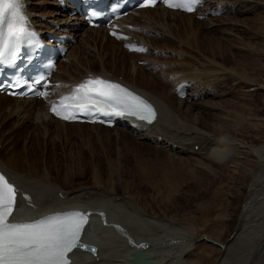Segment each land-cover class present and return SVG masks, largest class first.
I'll return each instance as SVG.
<instances>
[{"label": "bare ground", "instance_id": "obj_1", "mask_svg": "<svg viewBox=\"0 0 264 264\" xmlns=\"http://www.w3.org/2000/svg\"><path fill=\"white\" fill-rule=\"evenodd\" d=\"M22 4L24 10L29 15V18L33 26L41 33H44L46 31L58 32V30L60 29L62 32L71 34L76 38V44L70 46V49L67 51L63 61L61 62V64L63 63L65 67H62V65L61 66L58 65L59 72H61L62 74L58 75V68L53 73V80H52L53 86L50 88L51 92H54L55 95L59 96L64 92L71 91V88L79 81H81L83 78H85L88 74H93V75L105 74L106 76L112 79H117L122 81L132 89L142 94L145 98L150 100L156 106L158 110V115L152 123H145V122L133 120L131 118H126L123 119L122 121H119L118 124L115 125L112 128V130H110L109 128L98 124L63 122L50 116L47 113V106L40 105L36 108L35 107L36 105L34 104V101H37L36 99L11 98L6 95L0 94V109L2 111L4 110L8 111L6 113L7 118L16 117L13 121V126L9 127L10 129L9 130L7 129L8 131H6L5 133L6 135L4 140V145H5L4 150H6V153L4 158H0V173H3L5 177L8 179V181L12 183L17 189V197H16L17 205L14 209L13 216L10 217V220L19 221V222H33L43 218L44 216L51 214L67 213L72 210H79V209H83V210L90 209L91 214L89 216V219L90 220L94 219L95 222L93 224L88 225L82 237L80 238V241L94 245L96 247V253L92 255L88 252H84L80 250L77 252L75 251V249H73L72 253H70L69 256L71 260L70 264H127L128 259L138 249L146 250L149 253V258L160 264H199L200 259L196 250L197 244H195L196 242L194 243L193 241L194 236L192 235L193 234L192 230L182 225L184 222L179 223L169 218H158L159 216L157 217V215L156 216L149 215L139 206V204H137L135 201L131 200L130 198V196L132 195L129 192L130 189L128 183H133L134 186L142 183H162L165 185V187H168L169 184L173 182V185H171L173 187L174 181L179 182L180 180L179 175L177 176L179 180H176L177 177L174 176V172L176 171L177 168H179L180 165L177 168L172 166V168L175 169L174 171L172 170V168L171 169L169 168L171 167L169 166V164L168 166L164 167L165 164L163 165L161 162H157V163H161L160 164L161 166H159V168L157 167L159 169L158 171L152 169L151 166H150L151 169L145 168L143 164H141V162L138 164V162L136 161L137 159L136 157L133 158L129 156V158H133V159L136 158L135 159L136 163L133 160L135 164L134 166H132L133 168H131L132 170H134L132 171L130 167L126 165L128 163L125 162V157L128 156L125 155L124 157L123 156L124 154L123 155L119 154L120 155L119 159L122 158V160L120 161L117 160L119 162L116 163V161L114 162V160L111 159V157H109L108 159L110 160H107V163L105 162L106 163L105 172H104L105 178L101 174L102 172L100 168L101 166L98 160H94L95 157H97L96 155H94L95 149H93L92 152L91 146L88 147L91 140L94 139L96 142H98L101 138L103 140L104 139L107 140L109 138V134L107 133L108 130L114 132V136L115 134L117 135L119 131H121V133L128 131L137 140L140 141L147 140V142L153 144L159 143L162 146L164 144L166 147L167 145H169V147L167 148H170V150L173 148L175 149L180 148L181 150L187 152V155L189 154L193 155L194 157L192 158L191 163L194 164L196 163L198 168L208 172L209 174L211 173L210 176H212V174L219 175L220 172L218 170L219 166H221L223 169L225 168L226 170H229L231 176H234V179L232 178L234 180V184L232 183L233 189L230 191V193L233 197H237L239 194L241 197V204L239 205V211L242 213L239 217V220H237L238 224L237 225L235 224L236 227L232 229L233 232L231 231L232 233V234L230 233L231 235L230 234L226 235L225 239L224 237L222 238L224 240L221 241L217 238H212L206 235V236H202L204 237L203 239L204 241L202 243L208 242L216 246L218 249H220L219 257L217 258V260H215L213 263L210 264H264V137L263 138L260 137L259 139V137H257L256 134L252 133L258 138L257 139L255 137L257 140L255 138L252 140L248 139L249 143L242 142L243 140H237L235 137H232L233 135L231 136L232 132L230 133L227 129L224 130V128L227 126L224 125L225 127H223L222 124L223 119L222 121L219 122L217 121L219 118H217L216 120L217 122H215L214 121L215 119H213L212 124L209 123L210 125H212V127L209 126L210 127L209 130H204L205 128L202 125H200L201 129H197L196 127L192 126L191 127L192 130L190 132H192V134L194 135L188 138L190 142H188L189 140L186 141L187 139L185 140L189 144L183 142L184 140L181 142H179L180 140L177 141V139L175 138H177L178 136L172 133V130H175L176 132H180V133L181 131L179 130L177 131L176 130L177 128L175 129L173 123L170 122L171 117L169 119V116L166 115L168 114L166 112H168L169 108L165 102H163L160 98H158L159 96L156 97L148 93L147 91L139 89L135 85L130 84L129 81L130 79L128 80L125 79L124 77L118 76V74L121 75L120 73L112 74L105 71L104 63L106 61L104 60L105 56L102 54L100 57L98 56L99 58L95 57L98 58V61L101 64L100 70L95 72L91 71L89 69L90 66H88V62L86 61L87 57L81 53V50L85 54L87 53L86 47L89 42H92L91 43L92 45L94 41L96 43V41L107 39V41L110 40L115 44L113 47L115 48L116 45L118 46L121 45L122 42L125 40L116 41L114 38L109 37L106 31H104L100 27L91 28V27L81 26L76 30H73L72 26L77 23V20H74L75 17L67 15L65 11H62L57 6L56 2H53L51 0H22ZM218 9L224 10V12L218 17L215 16L216 18L211 17L210 13ZM258 11L261 12L260 15L264 13V0H201L199 6L196 8V11L193 13H184L175 10H165L159 6H154L152 8L138 9L135 10L133 13L127 14L125 17H122L120 20H118V26L121 27V30L124 33L129 35V38L127 40L137 41L147 46V51L144 53V55L142 54L143 57L140 58L142 60L143 59L149 60L152 56V54L150 56L151 51L157 50L159 54L161 52H164L162 51L163 49H161L164 43L159 44L158 42H156L157 40L155 41L154 37H150L151 35L149 36L148 33L157 34V35L159 34L160 36H163L164 38H167L169 40L168 36L174 34L171 31L172 27H174V30H178L179 28H181L183 30L189 31L190 28H192L191 25H196L198 23H199L198 25H201L200 23H203L206 24V26H209L215 24L216 19H218L221 24H226L227 26L228 25L236 26L239 25L240 23L241 24L245 23V21L244 22L242 21L238 24V21L240 19L235 18L234 15L236 13L240 12L245 14L246 12H252L253 15V13L255 12L257 13ZM259 12L256 15L257 17L259 15ZM134 14H137V17H135ZM201 15L204 16L202 19L195 18L196 16H201ZM243 19L248 21L249 18L248 19L243 18ZM263 21L264 18L262 22ZM80 23L82 24V22ZM241 24L240 26H243ZM170 37L172 38V36ZM180 38L182 37L180 36ZM100 42L102 43V41ZM105 43L106 42L102 43V45L103 44L105 45ZM95 45L92 46L95 47ZM106 45L108 44L106 43ZM177 45L178 44H176V46ZM91 47L89 46V48ZM170 48H172V46L169 47L168 49ZM174 48L176 49L175 46ZM93 49L95 50V48ZM164 49H166V47H164ZM94 50H92L91 48L90 52L91 51L93 52ZM96 51H94L95 54ZM112 52L113 51H111V53ZM125 52L129 53L126 50ZM130 54L132 55L135 53L132 52ZM136 67L137 66H135V68ZM235 68L236 67H234L233 70L231 67L233 72L232 71L230 72V70L228 69L230 73L228 72L226 73L224 71L219 73H222L221 75H223V77H228L229 75H231L233 80L236 81L238 80V84L242 86L240 88H243L245 92L249 91L252 83L250 84L249 82L251 81L246 78L247 74L245 75L246 77L244 78L243 76H240L241 75L240 71L242 73L243 70H239L237 68L239 70V75H238L237 72L235 71ZM234 71L236 72V74H234ZM244 74L245 72L242 75ZM178 77L180 79L175 81V85L178 82L188 81V80L186 81L184 77L181 78L179 75ZM214 77L216 76L214 75ZM143 80L145 81L146 79ZM206 89L201 88L198 91L196 90L197 92L195 93L191 92V94H187L186 98L187 97L192 98L194 95H202L205 91H208ZM162 98L164 99V97ZM173 115L175 114H172V118ZM225 117L226 119L229 118V117L227 118V116ZM177 119L175 117L173 121ZM33 121H36V125L32 124ZM193 121L195 122V120ZM225 122L224 124H226ZM23 123L24 126L26 125L25 127L27 128L22 130L25 134L24 135L25 140L23 142L24 146H22L20 152V150L15 148L16 146L13 147V143L11 142V135L15 133L17 130L19 129L21 130ZM206 123H204V125ZM122 124H124L123 128H121ZM183 124L182 126L184 127ZM191 124H189V126ZM179 125L181 126V124ZM70 127H73V129H71ZM179 128L180 127H178V129ZM255 128L257 130V127ZM260 128L261 127H259L258 129ZM101 129L103 131L105 129L106 133L103 132L102 134V132L100 131ZM236 130L233 129V134L234 131ZM239 130L242 131L241 129ZM260 130L261 133H263L262 131L264 129L263 130L260 129ZM73 133H75L79 142L78 143L74 142L71 145L74 147V149L76 147V149L82 148L83 150L84 147H87L90 153H92L94 168H92L90 171L91 177L89 176L90 179L87 182L88 184L66 186L67 183H72L74 180H77L79 178L82 179L85 173V169L84 168H79V170L76 169V167H78L76 165L79 164L80 161L79 163L78 161L75 160H71L68 162L66 159H64V163H62L64 164V166L61 171L59 170V167H56L58 165L56 166L54 165L55 166L54 172H50L49 168L51 167V162L48 161L49 159L43 160L44 158H40L37 155L30 153L29 150H27L30 148H28V144H26L28 141V139L26 138V134H29L30 139L32 137V134L36 135L35 138L39 136L41 137L42 141L44 139H50L53 137L54 139L62 138L66 141L67 144L68 139H70L71 134ZM252 134L249 135L252 136ZM236 135L238 136V134ZM243 135L242 137H245ZM172 138L173 140H176L179 143L174 145L173 144L174 141L172 140ZM183 138H181V140ZM107 142L111 144V142H109L108 140ZM141 143L144 144V142ZM31 144L29 143V147ZM94 144L95 143H93V145ZM116 145L118 144H115V146ZM120 146L121 145L119 144V147ZM50 147L54 148L55 146L52 144L50 145ZM64 147H62L63 148L61 150L62 153L65 152ZM36 148H38V146ZM130 149L129 151H132ZM109 150H111L110 147ZM40 151L43 152L42 150ZM127 151L128 150L126 147V153ZM180 153H182V151H180ZM104 154L107 155L109 153H104ZM129 154L132 155L131 153ZM105 159L107 158L103 157V161ZM39 163H41V167ZM149 163L151 162L149 161ZM182 167L179 170H183L184 173L187 167L185 168V170L182 169ZM129 169L132 171V174L130 175L128 174ZM115 170L122 172L121 175L124 174L125 178L121 177L122 179L119 180L120 178H118V175L116 174L117 172L114 173ZM179 170L177 172L178 174L181 173ZM221 172L223 173V171ZM222 173H220V175ZM199 174H201V172ZM199 174L197 176H199ZM175 175H177L176 172ZM225 175L229 176V173ZM171 176L176 177L174 178L175 180L173 179L174 181L171 179ZM221 176H218V178ZM153 177H155L154 178L155 180H152ZM184 178L189 179L188 177H183V179ZM185 181L187 182V180ZM199 181H201V179ZM77 183H83V182L79 181ZM105 183L108 184L105 185ZM175 183L177 184V182ZM181 183L183 185L184 182L181 181ZM181 183L179 185H181ZM220 186L218 185L215 189L219 190L221 188ZM118 189L120 191H118ZM172 189L174 190V188Z\"/></svg>", "mask_w": 264, "mask_h": 264}, {"label": "rangeland", "instance_id": "obj_2", "mask_svg": "<svg viewBox=\"0 0 264 264\" xmlns=\"http://www.w3.org/2000/svg\"><path fill=\"white\" fill-rule=\"evenodd\" d=\"M257 13L255 12L253 13V15H252V12H246L245 14L240 13V12L236 14L233 13L235 14L234 16L236 19H240L238 21V24L242 21L243 22L245 21V23L243 24L240 23L243 26H240L239 24L236 26L228 25L229 26L228 27L226 24H221L219 20L216 19L215 24H218V25L212 24V25L206 26V24L200 23L201 25H198L199 24L198 23L196 25H191L192 28H190L189 31L183 30L181 28H179L178 30H174V27H172L171 31L174 34L170 35L172 36V38L168 36L169 40L167 38H164L163 36H160L159 34L157 35V34L148 33L149 36L151 35L150 37H154L155 41L157 40L156 42H158L159 44L164 43L165 46L164 45L163 46L166 47V49H164L163 46L162 47L160 46L161 49H163L162 51H164V52H161L162 55L161 53L159 54L157 50L151 51L152 53L150 52V56L152 54L153 58L151 56L150 59L148 58L149 60L147 59L142 60L141 59L143 57L142 54H132L131 55L130 53H126L124 48L121 45L119 46L116 45L115 48H113L115 44L111 42L110 40L107 41V39L100 40V41H102V43L106 42L108 45H106V43L105 45L108 47H106L104 44L103 46L100 41H96V43L94 41L92 45L96 44L95 47L91 45L92 42H89L86 47L87 53L85 54L84 52H82V50H81V53L87 57L86 61L88 62V66H90L89 69L91 71L100 70L101 64L99 63L98 58L102 54L105 56L104 60L106 61L104 63L105 71H107L108 73H112V74L120 73L121 75L118 74V76L124 77L125 79H128V80L130 79L129 80L130 84H133L137 88L147 91L148 93L156 97L159 96L158 98H160L163 102H165L169 108L168 112H166L168 114L166 115L169 116V119L171 117L170 122L173 123L175 129L177 128L176 129L177 131L178 130L181 131L180 133V132H176L175 130H172V133L178 136L177 138H175L177 139V141L179 140H180L179 142L183 140H184L183 142L188 141L189 140L188 138L194 135L192 134V132H190L192 130L191 129L192 126L196 127L197 129H201L200 125H202L205 128L204 130H209L210 129L209 126L212 127V125L210 124H212L213 119H215L214 120L215 122L217 121L220 122L223 119V121L224 122L226 121L225 123L227 124V125L224 124V122L222 121L223 127L227 126L224 128V130L227 129L230 133L232 132L231 136L233 135L232 137H235L237 140H243L242 142L249 143V140L254 139L256 136L259 137V139L260 137L261 138L264 137L263 135L264 134V130H263L264 129V21L262 22L264 18V15H263L264 13L260 15L261 12H259L260 16L258 15V17L256 16ZM134 16L137 17V14H134ZM243 18H246V19L249 18V19L247 21V20H244ZM258 19L259 20L262 19V20L259 21ZM178 35H180L182 38H180V36ZM179 39L182 41H180ZM175 43L178 45L176 46ZM88 45L90 47L92 46L91 47L92 50H94L93 48H95L94 51H96L99 48L96 51V54L94 51H93L94 53L92 51L90 52L91 48H89ZM171 46L172 48L168 49ZM174 46L176 47V49L174 48ZM104 48H107V49H104ZM111 51H113L114 53L112 52L113 53L112 54ZM164 54L167 56H165ZM95 57H98V58H95ZM87 59L90 61H88ZM59 65L60 66L62 65V67H65L63 63L61 64V62L59 63ZM134 65L137 67L135 68ZM231 67L233 70H234V67H236L235 71L237 72L238 75H239V70H243L242 73L240 71V74H241L240 76H243L244 78L247 76L246 78L251 81L249 83L250 84L252 83L249 91L245 92L243 88H240L242 86L238 84V80L237 81L233 80L231 75H229L230 77L228 75H226L228 77H223V75H221L222 73H219L222 71L226 73L227 72L230 73L232 71ZM228 69L230 70V72ZM235 71H234V74H236ZM244 72L245 74L242 75ZM61 74L62 73L59 72V66H58V75H61ZM177 74L181 78L184 77L185 80L186 81L188 80L187 82L190 83L191 86L189 88L188 94H191V92L195 93L201 88H205V89L207 88L206 90L208 91H205L200 97L196 99H194V97H192L193 99L191 97H187V98L185 97L183 99H178L174 94L175 81L180 79ZM196 75H198L199 77ZM214 75L216 77H214ZM143 79H146V80L144 81ZM246 93L247 95L249 93V95L247 96ZM162 97H164V99ZM36 103H39V104H36ZM34 104L36 105L35 106L36 108L40 105H43L42 102L40 101L39 102L34 101ZM7 112H8L7 110L2 111L0 109V136H1L0 143L2 142L1 143L2 145L0 144V158H4L5 153H6V150H4L5 149L4 140H5V135H6L5 133L6 131L10 129L9 127L13 126V121L16 118V117L7 118L6 116ZM172 114H175L173 115V118H172ZM237 114H240V115H237ZM225 116L229 118L226 119ZM175 117L176 119L177 118L178 119L173 121ZM217 118L219 119L217 120ZM193 120H195V122ZM204 123H206L205 124L206 126L204 125ZM32 124L36 125V121H33ZM179 124H181V126L183 124L184 127L183 126L181 127ZM189 124L191 125L189 126ZM25 126L23 123L22 129L17 130L15 132L16 134L13 133L11 135V142L13 143V147L16 146L15 148L20 150V152H21L22 146H24L23 142L25 140L24 139L25 134L22 130L27 128ZM178 127H180L181 129L180 128L178 129ZM255 127H257V130ZM259 127H261L260 129L263 130L262 131L263 133H261V130L258 129ZM70 128L73 129V127H70ZM238 128L241 129L242 131H240ZM109 129L112 130V128H109ZM233 129L234 130L237 129L236 131L238 133L234 131V134H233ZM110 130H108L107 132L109 134V138L107 140L111 142V144L108 143L107 140L104 139L105 140L104 141L101 138L98 142H96L94 139L91 140L90 144L88 145V147L91 146L92 152H93V149H95L94 155H96L97 157H95L94 160H98L101 166L100 167L102 171L101 174L104 176V178H105V173H104L105 165L107 163V160H110L108 158L111 157V159H113L114 162L116 161L117 163L120 160H122V158L121 159L119 158H120V155H123V154H124L123 155L124 157L125 155L128 156V157H125V162L128 163L126 165L130 167V169L133 168L132 166H134V164L136 163L135 162L136 158H137L136 161L138 162V164L141 162V164H143L145 168H149V169L152 168L158 171H159L158 168L159 166H161L160 165L161 163L163 165L165 164L164 167L168 166L169 164V166H171L169 167L170 169L172 168V166L177 168L179 165H180L179 168H177L178 170L181 169L182 166H183L182 169L184 170L187 167L185 170L187 172L184 171L185 174L183 173V170H179L181 173L178 174L177 173L178 170L176 169L175 171V169L172 168V170H174L177 174L175 175V172H174V176L177 177L179 175L180 180L183 179V177L189 178V179L184 178L183 180H181L184 182L183 185L181 181L178 179V177L176 180H179V182L174 181L175 180L174 178H176L174 176L173 177L171 176V179L172 180L174 179L173 187L171 186L173 185L172 181H171L172 183L169 184L170 187L169 186L165 187V185L162 183H142V184H138L135 186L133 185V183H128L129 189H130L129 192L132 195L130 196V198L131 200L139 204V206L149 215H153V216L157 215V217L159 216L158 218H169L179 223L184 222L185 224L183 223L182 225L192 230V233H193L192 235L194 236L193 241L194 243L196 242L195 244H197V247H196L197 254L199 255V259L202 261L201 262L199 260V264H210V263H213L215 260H217V258L220 255V249H218L216 246L208 242H204L206 244L202 243L204 241L203 240L204 237L202 236L207 235V236H210L212 238H217L222 241L225 239L226 235H229L232 229H234L236 225L238 224L237 220H239V217L242 213L239 211V205L241 204V197H240V194L237 197H233L230 193V191L233 189L232 183L234 184V180H233L234 176H231V173L229 172V170H226L225 168L223 169L221 166H219L218 168V170L220 171L219 175L212 174L213 177L214 176L216 177V178L215 177L213 178L212 176H210L211 173L209 174L208 172L201 170L200 168L197 167L196 163L195 164L191 163L192 158L194 156L190 154L187 155V152L181 150L180 148H176V149L173 148L170 150V148H167L169 147V145H167L166 147L164 144L163 146L159 143L153 144V143L147 142V140L140 141V140H137L135 137H133V135L129 133L128 131H127L128 133L126 131L124 133H121V131H119L117 135L115 134L114 136V132ZM100 131L102 132V134L103 132L106 133L105 129L104 131L102 129ZM256 131L258 132V134ZM235 132L236 134H238V136L235 134ZM252 133L256 134V136L253 135ZM120 134H123V135H120ZM243 134H246L247 136ZM249 134L250 135L252 134V136H250ZM111 135L113 138L111 137ZM242 135L245 137H242ZM35 136L36 135L32 134L33 138L31 137L30 139L29 134H26V138L28 139L26 144H28V148H30L27 150H29L30 153H33L40 158H44L43 160L49 159L48 161L51 162V167L49 168L50 172H54V168L56 165H58L56 167H59V170L61 171L64 166V164H62L64 163V159H66L68 162L71 160H75V161H78L79 163L80 161V163L76 165L78 166L76 167V169L78 170L79 168L85 169V173L82 179L79 178L77 180H74L72 183H67L66 186H70V185L76 186L78 184H88L87 182L89 181L91 177L90 171L92 168H94L92 153H90L87 147H84L83 150L82 148L76 149V147L74 149V147L71 144L74 142L75 143L79 142L75 133L71 134V137L70 139H68L67 144H66V141L62 138L60 139L55 138L56 139L55 140L53 137L50 139H44L42 141L41 137L37 136L35 138ZM181 138L183 139L181 140ZM49 140L51 141V143ZM63 140L65 141L66 145L64 144ZM173 141L175 142V143L173 142L174 145L179 143L176 140H173ZM141 142H144V144ZM188 142H190V140ZM29 143L30 144L32 143L30 147H29ZM93 143L95 144L93 145ZM52 144L55 146L54 147L55 149L53 147H50V145ZM115 144H118V145L115 146ZM119 144L121 145L120 146L121 148L119 147ZM37 146L38 148H36ZM62 147L65 148L64 153H62L61 151L63 149ZM109 147L111 150H109ZM117 147L119 148V150ZM126 147L128 150L127 153H126ZM101 148L103 151L101 150ZM105 149L106 150L108 149L107 150L108 152ZM129 149L132 151H129ZM40 150H42L43 152H41ZM180 151H182V153H180ZM135 152H138V153H135ZM104 153H109V154L105 155ZM129 153H131L132 155H130ZM129 156L133 158L136 157V158L135 159L129 158ZM103 157L107 159L103 161ZM139 158H140V161H139ZM133 160L135 163L133 162ZM141 160L143 161V163ZM148 160L151 163H149ZM157 162H161V163H157ZM39 165L41 167V163H39ZM129 170H128V174L130 175L132 174V171L134 170L132 169H131L132 171L131 170L129 171ZM221 171H223V173ZM200 172L201 174H199ZM114 173L118 175V178H120L119 180H121L122 178H125L124 177L125 175L124 174L121 175L122 172H119L118 170H115ZM220 173H222L221 175L223 174L224 175L221 176ZM228 173H229V176L225 175ZM198 174L199 176H197ZM218 176H221L222 178L221 177L218 178ZM198 177L201 179V181H199L200 179ZM154 178L155 177H153L152 180H155ZM185 180H187V182ZM79 181L83 183H77ZM175 182H177V184ZM180 183L181 185H179ZM107 184L108 183H105V185ZM218 185L219 186L221 185L220 186L221 188L219 190H216L215 188ZM172 188H174V190ZM118 191L120 190L118 189ZM223 237L224 239H222Z\"/></svg>", "mask_w": 264, "mask_h": 264}, {"label": "snow or ice", "instance_id": "obj_3", "mask_svg": "<svg viewBox=\"0 0 264 264\" xmlns=\"http://www.w3.org/2000/svg\"><path fill=\"white\" fill-rule=\"evenodd\" d=\"M163 2L168 7L176 6L172 0ZM155 3L157 0H143L141 6ZM5 21L8 30L6 34L0 30V64L11 63L25 38L34 35L26 26L20 0H0V25ZM51 111L64 120L76 119L78 112L104 117L131 116L148 122L155 118V110L146 100L119 83L101 77H89L77 85L73 95L63 98L59 105H52ZM16 197L17 189L0 173V264H69L67 254L84 247L78 241L87 214L67 212L34 222L14 223L9 218L17 205Z\"/></svg>", "mask_w": 264, "mask_h": 264}, {"label": "water", "instance_id": "obj_4", "mask_svg": "<svg viewBox=\"0 0 264 264\" xmlns=\"http://www.w3.org/2000/svg\"><path fill=\"white\" fill-rule=\"evenodd\" d=\"M79 244H81V243H79ZM81 245L84 246V247H81L82 250L89 251L92 254L95 253V251H93V249L95 250V248L93 246L87 245V244H81ZM127 264H160V263H157V262L151 260L149 258V253L146 250L138 249L128 259Z\"/></svg>", "mask_w": 264, "mask_h": 264}]
</instances>
